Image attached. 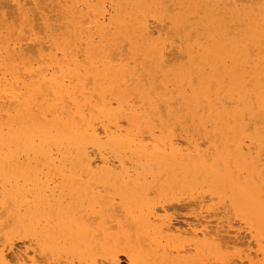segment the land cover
Segmentation results:
<instances>
[{"label": "bare ground", "instance_id": "bare-ground-1", "mask_svg": "<svg viewBox=\"0 0 264 264\" xmlns=\"http://www.w3.org/2000/svg\"><path fill=\"white\" fill-rule=\"evenodd\" d=\"M214 198L264 240V0H0V264L220 260Z\"/></svg>", "mask_w": 264, "mask_h": 264}, {"label": "rangeland", "instance_id": "rangeland-1", "mask_svg": "<svg viewBox=\"0 0 264 264\" xmlns=\"http://www.w3.org/2000/svg\"><path fill=\"white\" fill-rule=\"evenodd\" d=\"M192 201L193 200H190V199L183 200L178 203L174 201L172 205L170 206L169 213L173 214L174 212L175 214H177V218L180 221L179 226L181 225V223L183 225V222H190L191 224H195L196 225L195 227H197L198 229L197 230L198 233L200 232L198 236L199 238H202L201 230H203L207 226L209 227L210 224L207 222V219H204L206 222L202 224L203 226L197 224L198 223L197 217L199 219V216L206 215L208 217V221H211L213 223L212 224L210 222L211 223L210 226H215L216 224L215 218L216 219L221 218L223 221L225 220L224 221L225 230L230 231L229 235L238 236L239 242H235L236 245L232 244L231 247L229 246L230 248L229 247L226 248L228 252H226V250L222 252L223 253L222 259L219 260L215 258L214 256L205 254L204 258L207 264H263L264 263L263 262L264 256L262 253V250L264 249V240L258 241L259 240L258 234H256L255 232H253L252 229L249 228V225L247 224L245 220H243V218L235 216L233 213H229L230 214L229 215L230 218H229L228 215L225 214V212L223 213L222 212L223 211V207H222L223 199H218V198L203 199L202 202H198V201L192 202ZM216 206L222 207L220 208L222 211L220 210L221 212H219L220 214L217 217L212 215L213 212L215 213V211H213V208ZM206 210H211V212H209L210 214H208ZM180 217H182V219ZM183 218L185 221L183 220ZM193 219L196 221H194ZM209 228L211 230V227ZM239 237L241 238V240L239 239ZM122 259L124 258L122 257Z\"/></svg>", "mask_w": 264, "mask_h": 264}]
</instances>
